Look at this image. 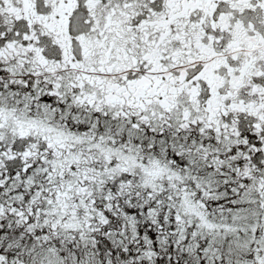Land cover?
<instances>
[{"label": "snow or ice", "instance_id": "6c2138e0", "mask_svg": "<svg viewBox=\"0 0 264 264\" xmlns=\"http://www.w3.org/2000/svg\"><path fill=\"white\" fill-rule=\"evenodd\" d=\"M0 264H264V0H0Z\"/></svg>", "mask_w": 264, "mask_h": 264}]
</instances>
